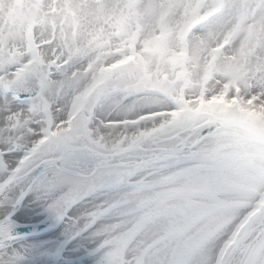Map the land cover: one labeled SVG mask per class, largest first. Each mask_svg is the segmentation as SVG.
Wrapping results in <instances>:
<instances>
[{
  "label": "snow or ice",
  "instance_id": "snow-or-ice-1",
  "mask_svg": "<svg viewBox=\"0 0 264 264\" xmlns=\"http://www.w3.org/2000/svg\"><path fill=\"white\" fill-rule=\"evenodd\" d=\"M0 264H264V0H0Z\"/></svg>",
  "mask_w": 264,
  "mask_h": 264
}]
</instances>
